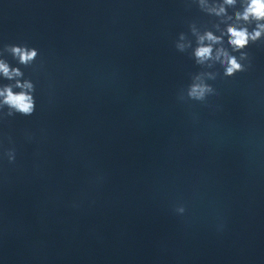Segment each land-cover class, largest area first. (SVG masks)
I'll return each mask as SVG.
<instances>
[{"label": "clouds", "instance_id": "clouds-1", "mask_svg": "<svg viewBox=\"0 0 264 264\" xmlns=\"http://www.w3.org/2000/svg\"><path fill=\"white\" fill-rule=\"evenodd\" d=\"M200 11L216 22L211 28L189 24L193 41L185 33H180L175 47L179 52L191 49V56L202 71L191 77V82L182 90L179 99L204 102L216 89L209 80L219 75L214 69L219 65L224 77H233L251 67V58L246 49L253 44L264 42V0H193ZM229 9L232 11L230 12ZM7 53L24 67L34 64L39 50L26 44H5L0 49V78L9 83L0 85V118L16 114L31 116L36 110L35 84L19 66H12L5 58ZM6 109V111H5ZM11 143V138L9 137ZM4 155L9 163L16 159L15 148H8ZM183 213L184 208L177 209Z\"/></svg>", "mask_w": 264, "mask_h": 264}]
</instances>
